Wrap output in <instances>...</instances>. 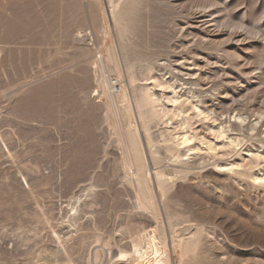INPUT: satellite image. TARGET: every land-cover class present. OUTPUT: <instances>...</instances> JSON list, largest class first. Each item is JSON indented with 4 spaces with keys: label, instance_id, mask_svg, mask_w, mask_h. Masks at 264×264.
<instances>
[{
    "label": "rangeland",
    "instance_id": "374dc122",
    "mask_svg": "<svg viewBox=\"0 0 264 264\" xmlns=\"http://www.w3.org/2000/svg\"><path fill=\"white\" fill-rule=\"evenodd\" d=\"M0 264H264V0H0Z\"/></svg>",
    "mask_w": 264,
    "mask_h": 264
}]
</instances>
